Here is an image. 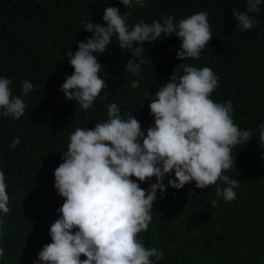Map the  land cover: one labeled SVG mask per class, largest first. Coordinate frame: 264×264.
I'll use <instances>...</instances> for the list:
<instances>
[{
  "label": "trees",
  "instance_id": "trees-1",
  "mask_svg": "<svg viewBox=\"0 0 264 264\" xmlns=\"http://www.w3.org/2000/svg\"><path fill=\"white\" fill-rule=\"evenodd\" d=\"M106 7L129 12L130 25L165 14L179 21L206 11L213 38L199 60L184 62L210 67L218 75L219 87L210 98L231 100L235 124L253 132L247 144L233 151L235 167L224 173L240 181L234 201L220 198L212 206L215 185L204 190L195 182L182 189L167 186L163 193L157 191L152 221L139 237L147 247L164 252L158 264H264V144L258 133L264 123V3L259 12L250 13L258 26L241 32L232 10H246L247 0H147L145 7L131 9L118 0H0V77L12 80L15 95H22L24 79L34 86L24 97L27 107L19 120L0 118V170L11 208L0 214V247L5 250L0 264H38L42 246L51 243L49 229L64 202L54 187V171L63 163L61 152L75 128H94L106 120L107 106L117 103L122 115L133 114L146 133L154 126L150 100L183 63L176 59L181 41L162 37L144 43V63L139 77L134 76L125 64L131 53L120 49L114 37L109 52L97 55L99 76L108 86L92 108L80 110L59 90L73 72L64 53L75 52L78 42L92 35L82 22L105 23ZM136 79L139 87L132 88ZM17 136L21 143L10 148ZM170 178L174 174L166 176L165 185ZM141 187L148 189L149 184Z\"/></svg>",
  "mask_w": 264,
  "mask_h": 264
},
{
  "label": "clouds",
  "instance_id": "clouds-1",
  "mask_svg": "<svg viewBox=\"0 0 264 264\" xmlns=\"http://www.w3.org/2000/svg\"><path fill=\"white\" fill-rule=\"evenodd\" d=\"M118 2L131 9L145 7L147 0ZM262 3L264 0H247L246 10H232L241 32L258 26L250 13L259 12ZM129 16L117 7H106L105 23L82 22L84 31L92 35L78 42L75 52L64 53L73 68L59 89L66 99L75 101L80 110L93 107L108 86L99 76L102 65L97 55L109 52L114 37L120 49L131 53L132 59L125 64L134 76L139 77L144 63V43L162 37L175 36L181 41L176 59L183 63L150 100L154 126L146 133L133 114L124 116L120 106L111 103L106 120L95 123L94 128L76 127L67 137V150L61 152L63 163L54 171V187L64 202L49 229L51 243L38 253V264H158L164 252L147 247L138 235L148 230L158 190L163 193L167 186L182 189L195 182L201 190L216 186L217 199L212 206L220 198L225 202L236 199L234 189L240 181L224 173L235 167L233 151L247 144L253 132L235 124L231 100L210 98L219 87L218 75L210 67L184 62L199 60L213 38L208 13L200 11L179 21L165 14L159 20L148 23L141 19L133 25ZM12 83L0 77V118L19 120L27 107L24 97L34 86L24 79L20 81L22 95H15ZM139 83V79L133 80L132 88H138ZM258 133L264 144V123L258 126ZM20 143L17 136L9 147ZM173 174L165 185L166 176ZM142 183H148V189L142 188ZM7 188L5 173L0 170L2 215L11 211ZM4 252L0 247V258Z\"/></svg>",
  "mask_w": 264,
  "mask_h": 264
}]
</instances>
